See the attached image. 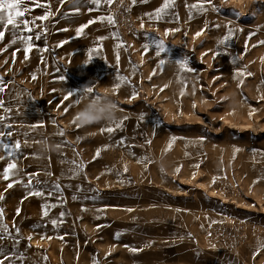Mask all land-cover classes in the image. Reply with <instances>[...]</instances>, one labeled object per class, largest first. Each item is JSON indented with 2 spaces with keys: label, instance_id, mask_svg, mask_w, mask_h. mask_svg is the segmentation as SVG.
Returning <instances> with one entry per match:
<instances>
[{
  "label": "rangeland",
  "instance_id": "374dc122",
  "mask_svg": "<svg viewBox=\"0 0 264 264\" xmlns=\"http://www.w3.org/2000/svg\"><path fill=\"white\" fill-rule=\"evenodd\" d=\"M39 3L27 60L0 39V118L21 145L0 175L3 264H264V0H174L159 20L164 0ZM85 85L111 87L117 122H75ZM43 137L58 151L40 159Z\"/></svg>",
  "mask_w": 264,
  "mask_h": 264
},
{
  "label": "snow or ice",
  "instance_id": "6c2138e0",
  "mask_svg": "<svg viewBox=\"0 0 264 264\" xmlns=\"http://www.w3.org/2000/svg\"><path fill=\"white\" fill-rule=\"evenodd\" d=\"M59 2V0H58ZM107 3L111 4L112 0H106ZM28 3H32L35 5V7H43L45 8V13L44 15L41 16H37L34 17L32 20H28L24 17V13L26 11H31V9H28L27 7H25L26 4ZM92 4L97 5V7H99L100 4V0H91ZM133 3H135V0H133ZM174 0H164V4L162 5V7L158 8L154 13H150L148 14L150 16V18H155L157 20L162 18V14H165L166 10L169 9L170 7L173 6ZM193 7H197L196 5H193ZM201 10H203V6H201ZM217 11L219 9H216ZM51 10H50V5L47 4H40L39 0H0V39H3L4 35H5V31H10L11 35L13 37H18L19 33L22 30H26L31 32L32 28L30 27V25H35L36 20H41V21H45L48 19L49 15H51ZM107 20L109 24H113L115 21L113 19L112 16H108V17H100L99 20L101 22H103L104 20ZM93 20L89 21L90 23H93ZM87 27V25L82 26L81 28L77 29V35H80L81 32L83 31V28ZM66 30V29H64ZM233 29L231 27L228 28V35H226L224 37L223 40L220 41L221 44H224L226 41H228L232 35ZM114 36L117 34H113ZM199 35V33H198ZM19 38L21 40H23L25 43L28 44V48L25 49V60H27L28 57V50L31 48V41H32V36H28L26 39L22 36H19ZM107 37H100L99 39L102 41L104 39H106ZM36 39L39 40L40 39V34L36 35ZM17 40L16 39H12L11 44H16ZM261 43H264V41H262ZM11 46V45H9ZM117 47H119V45H117ZM145 47H147V45H145ZM5 51L7 50V48L4 49ZM163 50V44L160 43L157 47V55H159V52ZM99 51V49L97 48H93L89 50L88 53V61H91L93 59V53ZM7 62V61H6ZM161 64L164 63L163 60L160 61ZM180 66L183 70H187V71H192V69L187 68V61L184 60L182 62H180ZM33 79H35V76H33ZM63 79V77L61 78ZM118 79L120 81H124L125 78L124 77H118ZM5 82L2 80V78H0V92L4 91V87L2 86ZM120 85L117 84L116 88H119ZM115 90V89H114ZM90 93L93 92V89L90 88L88 90ZM75 93L73 92H69L68 95L64 96L63 99L65 101L69 100V97L73 96ZM77 103H79V100L77 99ZM0 107H3L2 102H0ZM4 111H8L7 108L4 109ZM65 111H67V108H65ZM123 124V121L119 122L116 127L119 128L121 127ZM0 126L2 127H7L9 130L7 132H3L0 131V147H2L6 152H7V157L11 160V162H9L7 164L6 167L3 168L2 172H0V175L3 176V178L5 180H8L10 178V176L15 175V172L12 171L16 168V163H15V158L18 155H21L19 150L21 148L20 142L19 141H12L11 142V146L7 141H11V137L13 135L12 131H11V126L10 125H4L3 124V120L2 118H0ZM101 131H107L109 133L113 132L114 129L112 127H108L106 129H101ZM62 134V133H61ZM77 139H80L79 137H77ZM172 140H175V137L172 138ZM236 151H239V149H236ZM100 152L99 150H97L96 155L99 156ZM0 159H4L3 157H0ZM82 167V165H81ZM125 170H127L125 168ZM8 187L11 188L12 187V183L8 184ZM32 195L35 196H41L43 195V193L36 191L34 193H31ZM0 199H3V196H0ZM44 209L43 214L46 216L47 215V205L42 206ZM131 209H129L130 211ZM19 212V209H17V213ZM3 214V209H0V217H2ZM64 214L61 213V216H63ZM53 224L56 223V221H52ZM99 227V226H98ZM0 230H2V232H0V240L7 238L6 235L4 234H8L10 235V233H8V227L7 225L4 224H0ZM19 230L17 229V232ZM28 239L30 240L31 237H28ZM0 255L4 256V259H10V257L6 256L2 251H0ZM0 264H3V260H0Z\"/></svg>",
  "mask_w": 264,
  "mask_h": 264
},
{
  "label": "clouds",
  "instance_id": "9594fccd",
  "mask_svg": "<svg viewBox=\"0 0 264 264\" xmlns=\"http://www.w3.org/2000/svg\"><path fill=\"white\" fill-rule=\"evenodd\" d=\"M82 65H88L84 63ZM101 91L90 93L92 86L85 85L81 89L82 102L75 114V122L80 127H87L93 124H112L120 119V107L113 97V91L109 85L100 86ZM36 156L40 159L58 151V145L50 137L41 138L35 145Z\"/></svg>",
  "mask_w": 264,
  "mask_h": 264
}]
</instances>
